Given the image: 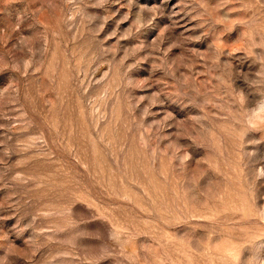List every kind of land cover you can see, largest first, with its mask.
<instances>
[{"label": "rangeland", "instance_id": "1", "mask_svg": "<svg viewBox=\"0 0 264 264\" xmlns=\"http://www.w3.org/2000/svg\"><path fill=\"white\" fill-rule=\"evenodd\" d=\"M0 264H264V0H0Z\"/></svg>", "mask_w": 264, "mask_h": 264}]
</instances>
